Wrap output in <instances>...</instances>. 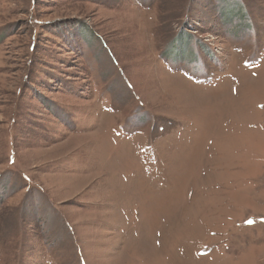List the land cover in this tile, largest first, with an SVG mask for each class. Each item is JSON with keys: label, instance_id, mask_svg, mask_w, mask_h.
<instances>
[{"label": "rangeland", "instance_id": "obj_1", "mask_svg": "<svg viewBox=\"0 0 264 264\" xmlns=\"http://www.w3.org/2000/svg\"><path fill=\"white\" fill-rule=\"evenodd\" d=\"M0 264H264V0H0Z\"/></svg>", "mask_w": 264, "mask_h": 264}]
</instances>
